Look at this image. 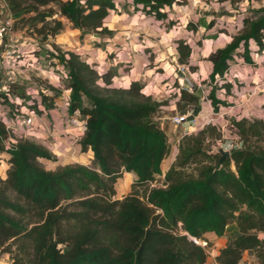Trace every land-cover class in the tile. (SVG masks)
I'll list each match as a JSON object with an SVG mask.
<instances>
[{
    "label": "trees",
    "instance_id": "trees-1",
    "mask_svg": "<svg viewBox=\"0 0 264 264\" xmlns=\"http://www.w3.org/2000/svg\"><path fill=\"white\" fill-rule=\"evenodd\" d=\"M4 1L17 22L34 12L31 21L42 24L36 32L44 38L46 32L55 33L62 26L53 21L54 27L46 30V18H52L53 11H39V7L52 3H59L60 15L74 29L100 37L113 34L103 22L116 9L114 0H85L83 5L78 0ZM125 1L156 21L165 19L167 10L181 2ZM242 24V32L208 58L212 68L206 95L214 113L228 107L217 97L218 91L225 97L233 95V83L227 79L231 64L240 59L246 66L253 65L251 53L264 51V7L252 10ZM177 51L178 62L187 64L190 47L179 40ZM51 54L55 61L50 65L60 68L57 73L63 70L65 82L69 81L67 115L84 122L80 151L90 150L92 166L45 171L38 160L55 159L29 141H19L6 151L11 167L5 179L0 177V250L19 240L33 244L27 262L12 264H204V249L188 236L197 241L205 233L222 237L229 223L235 224L238 235L220 249L216 262L239 264L243 253L256 251L259 264H264V237L259 236H264V147L250 145L252 139L264 143L263 120H233L242 147L232 149L230 158L221 163L220 154L214 153L213 162L198 170L195 179L174 178L178 173L171 168L166 175L167 188L152 190L146 203L135 194L112 200L114 185L124 172L136 176L134 187H143L160 172L168 143L153 121L159 105L143 94L140 83L112 84L111 71L99 74L94 64L81 60L75 52ZM13 87L0 93L1 105L12 108L9 98H25L23 93L15 95ZM38 94L42 103L49 100L42 90ZM179 98L193 104V116L198 114L194 93L180 91ZM27 100L25 104L35 110L34 102L27 104ZM0 138H6L1 124ZM200 138L188 149L189 156L206 153ZM0 152H4L1 143ZM9 192L23 201L22 206L8 198ZM28 216L32 222L25 223L22 219Z\"/></svg>",
    "mask_w": 264,
    "mask_h": 264
},
{
    "label": "crops",
    "instance_id": "crops-1",
    "mask_svg": "<svg viewBox=\"0 0 264 264\" xmlns=\"http://www.w3.org/2000/svg\"><path fill=\"white\" fill-rule=\"evenodd\" d=\"M66 1L67 0H65V2ZM2 2L5 6L4 16L7 5L4 0H2ZM114 2L116 3V9L103 22V27H106L109 31L113 32L111 36L105 35L100 37L98 35L97 38L92 35V37L88 35L83 36L81 34L82 31L74 28H65L63 32L61 30V35H56L55 38L50 39L51 41L49 40L51 44L48 40H46L43 44L38 43V38L35 37V40H30V43L32 44L23 46L22 42L26 39L22 38L21 32H13L12 40L18 44L17 48H19V50L23 53L25 59L30 60L32 63L38 62V65H36L32 70H14V72L10 74V77L0 75V88H2L4 92H7L8 84H19L23 86V81L25 83L24 91L27 87H32L34 92L30 94L33 95L31 100L38 107L37 112L42 117L43 122L36 120L32 127L27 128L24 131L21 130V141H29L46 149L55 159L52 162L46 161L53 166L52 169H50L51 171L73 165H80L88 168L90 167L88 164L90 165L92 161V155L90 150L81 153L79 142H75L71 139L74 133L77 132V129L74 128L67 120H64L66 118H64L63 107L65 100L68 98L69 91L65 88L62 89L61 86L62 83L65 82L62 78V75L64 74L63 70L57 73L56 70L60 68L54 66L55 72L59 76V80L48 81L47 83V86L54 88V90L52 89L53 91L58 88H61L62 91L61 93L58 92L56 94V98H50L46 101L49 103L48 105H50V107H46V102L42 103L41 100H37L36 94H38L40 90L47 93L49 92L48 89H50V87H45L44 89L41 85L37 86L38 84L34 82L35 79L43 80L41 76L44 74V70L46 68L48 69L50 65L47 64L48 51L51 53H54V51L75 52L79 55L81 60L94 64L97 70H104V72L113 70V78L117 82L121 81L126 85H128L131 81L140 83L143 86V94L159 105L157 111L153 115V121L158 123L165 136L169 135V139L177 138L176 143H178L186 132L181 134V136L179 135V137L178 134L176 135V132L173 129H177V127H174L170 122L171 118L175 117V115L169 118V121L166 122L170 134H174L175 138H173V135L168 134V132L164 130V123L158 115L164 114V112L169 113L172 105L174 108L175 101H178L179 103L183 102L180 101L179 98L181 90L189 94L194 93L195 95L197 85L196 79H199L201 82H205V80H208V75L211 72L212 64L208 60L209 56L215 50L224 48L233 38L231 34L233 30L231 27L228 30L225 28V31L227 32L217 34L214 38L209 37L210 34H215L213 26L207 28L205 26L203 28V24L205 23L207 25L208 22L203 20L202 23V20L199 19L200 16L198 13L189 12V15H186L185 13L186 16H184L183 21L179 23L181 25L167 26V17H169V15L172 16L176 13L180 14L182 7L179 6H175L172 9L167 10L168 14L165 19L156 21L144 16L140 10L135 11L133 4L130 2H128V4L125 0H114ZM48 7L49 5L46 7H39V11H44ZM58 14H60L59 11ZM34 15V12H29L23 15V22L26 20L31 21ZM48 19L50 18H46V23ZM169 20L172 21L173 19L169 18ZM188 22L194 24L200 33L205 34L206 37L202 42V47L201 45L199 46L194 43V36L192 32L186 30V26L189 25ZM239 22L240 21H237L234 25ZM16 25L25 27L23 24L20 25V23L14 19V28ZM32 25L28 24L26 26L32 29ZM41 25V23H37L35 28L39 29ZM39 37L41 40L42 36L39 35ZM164 38L166 39L165 41ZM179 40L184 41L191 49L187 64H180L178 62L179 54L176 42ZM166 48L167 51L165 50ZM112 53L114 58L110 61L107 59V54L111 56ZM254 53H257V55L254 56ZM199 55L201 58L198 57ZM251 56L253 59V65L246 66L241 60L237 59L231 64V68L227 74V79L236 87L234 88L236 91V97L232 95L229 96V98L233 99L231 102L233 105L230 108L231 111H228L227 108H225V111L221 109L220 112L223 111L222 114H228L230 112L233 113V111H236L234 110L235 108L241 107L239 110H241L242 117L237 119V121L243 118L246 119L245 116L251 113L248 110L250 108H254L255 105L249 103L253 101L257 102L256 100L261 99V96L256 97L257 90L264 93V51L253 52L251 53ZM42 64L44 65V70L41 69ZM235 64L237 67L232 69V65ZM255 66H257V68ZM181 68L186 71L189 77L187 75L186 77L185 75L182 76L179 73V69ZM194 68H197L195 70L196 72L194 71ZM159 69H161L162 72H158ZM245 70H248V73ZM125 72H127V74ZM241 72H243V75H241ZM249 72H252V75H250ZM33 77L35 79H33ZM184 79L189 83V86L191 87L189 89L190 91L187 87H183L182 81ZM232 79H234V81ZM193 80L195 82V86L191 83ZM247 83L248 85H246ZM250 84L252 86H250ZM173 86L176 87L173 88ZM171 89H173L172 92L170 91ZM232 94L234 95V93ZM254 98H256V100ZM9 99L12 103L21 104V108L25 107L21 103L24 100L23 98L16 96L14 99ZM200 103L201 102H199V105ZM188 105L190 107L192 106L189 103ZM204 105L205 106L202 105V110L198 112L197 116H193L191 114L192 110L187 114H184L186 111L184 113L181 112V114L187 116L186 125L190 123L192 125L194 121H197L196 119L199 118L203 112L206 114L205 116L207 118L209 117V119L206 118L207 121L205 123L207 124L208 122L215 123L222 120V116L220 115L217 121H213L212 115L215 113L213 112L211 105L209 103ZM21 108L19 109L21 110ZM177 111L174 109L170 112V114H175ZM191 115L193 116V120L190 122L188 119ZM238 115L239 114H236V116ZM76 118L81 120L78 117ZM165 118L168 117L165 116L164 119ZM186 125L183 124L180 127L186 128ZM46 127H49V132L46 130ZM50 129L53 130L52 133L50 132ZM47 147L51 148V152L47 149ZM0 166L2 167V170H0V177L5 179L6 171L10 169L8 155L6 152H0ZM160 166L162 167V164ZM136 179L137 178L134 174L124 172L117 180L116 184L118 188L115 184L114 192L116 194L120 191L124 192L127 190L126 186H128V190H130ZM114 196L113 200H119L115 199Z\"/></svg>",
    "mask_w": 264,
    "mask_h": 264
},
{
    "label": "rangeland",
    "instance_id": "rangeland-1",
    "mask_svg": "<svg viewBox=\"0 0 264 264\" xmlns=\"http://www.w3.org/2000/svg\"><path fill=\"white\" fill-rule=\"evenodd\" d=\"M78 1L82 5L85 3V0H78ZM59 2L63 3V2H65V0H59ZM179 7H182L180 14L176 13V14H173L172 16L169 15V17H167V21H168L167 26L181 25L179 23L183 21L184 16L189 15V12L198 13L200 16L199 19L202 20V23H203V20L208 22L207 25L205 23L203 24V28L205 26H206V28L213 26L215 34H212V35L210 34L209 37L214 38L217 36V34L227 32V31H225V28H227V30H228V29H230V27L233 30V32L231 33L232 37H234V35L240 34L243 30L242 21H243L244 17H249L251 15L252 10L258 9L260 7H264V0H181ZM47 9L53 11V16H52V18L47 20L46 25H48V26L46 27V30L52 29L54 27L53 21L60 22L62 25L61 29H59L55 33L53 32L52 34H49V32H46L47 37L44 38L43 35H41L42 37L40 40L39 35H37L35 25L33 24L32 21L26 20L24 22H19L20 25L23 24L25 27L16 25L15 28L13 27V32L14 33L21 32L22 38L26 39V40H24V42H22L23 46H28L29 44H32V43H30V40H35V37L38 38V40H37L38 43L43 44L44 42H46V40H48V42H49V40L51 38H55L56 35H59V34L61 35L62 34L61 30L63 32V30L65 28H68V29L73 28L72 24L70 23V21L68 19H66L65 17L58 14L59 3H52L49 5L48 8H46V10ZM176 9H178V8H176ZM185 13H186V15H185ZM169 18H171L173 20L171 21V20H169ZM185 19H187V18H185ZM188 19H189V17H188ZM237 21H240V22L238 24L234 25V23H237ZM188 23H189V25L186 26V28H187L186 30L189 32H192V34L194 36V38H193L194 43L198 44L199 46L201 45V47H202V42L206 37L205 34L200 33L194 24H192L190 22H188ZM28 24L29 25L33 24L32 29H30L26 26ZM197 25H198V23H197ZM230 25H232V26H230ZM93 33L94 32H91V34H93ZM94 34H96V33H94ZM88 36H91V35H88ZM165 40L166 39L164 38V41ZM49 43L51 44V42H49ZM165 50L167 51V48ZM54 53H57V52L54 51ZM256 55H257V53H254V56H256ZM47 56H48L47 57V59H48L47 64H50L54 60V55H52L50 53V51H48ZM198 57L201 58L200 55ZM113 58H114L113 53L111 56H109L107 54V59H109L111 61ZM232 66H233L232 69H235L237 67L236 64L232 65ZM255 67L257 68V66H255ZM43 68H44V65L42 64L41 69L44 70ZM230 68H231V66H230ZM196 69L197 68H194V71ZM98 72H99V74L102 75L104 70H98ZM113 72L114 71L111 70L112 77H113ZM158 72H162V70L159 69ZM246 72L248 73V70ZM125 73L127 74V72H125ZM179 73L182 76L185 75V77L187 75V73L184 69L179 70ZM242 73L243 72H241V75H243ZM249 74L252 75V72H249ZM232 75H234V74H232ZM41 78L43 80H40V79L36 80L33 77V79H35L34 82H36L38 84L37 86L41 85L42 88H44V89H45V87L46 88L50 87V89H48L49 92L47 93L48 97H49L48 99L54 98V97L56 98V94L58 92H60V93L62 92L61 88H58L57 90L55 89V91H53L54 88H52L51 86H47L48 81H53V80L58 81L59 80V76L56 74L54 66L49 65L48 69L46 68L44 70V74L41 76ZM62 78L64 79V81H66L65 73L62 75ZM200 80H201V77H200ZM232 80L234 81V79H232ZM40 81H42V82H40ZM110 81L112 82V84L116 83V81L113 80V78H111ZM118 82H121V81H118ZM200 82L201 81H199V79H196L197 85H196L195 96L198 98L197 105L199 107L201 106L200 107V111H201L202 107L205 106L204 104H208V103L210 104V102L207 100V95H206L207 90L209 89L208 80H205V82H203V81L201 83ZM22 83H23V86H21L19 84H14L12 91H14L13 93L15 95H20L21 93H23L25 95V98H24V101L21 103L25 107L29 108L25 104V101L29 98L30 100H27V104H30L31 102H33L31 100L33 98V95H30V94H32L34 91H33L32 87H27L26 91H24L25 83H24V81ZM182 83H183L184 88L187 87L188 90L191 88L189 86V83L186 82L185 79L182 81ZM191 83L195 86L194 80ZM68 84H69V81L63 82L61 85L62 89L63 88L67 89L66 87L68 86ZM116 84H118V83H116ZM121 84L123 85V82H121ZM198 84H200V85H198ZM11 85H13V84H8L7 88H9ZM124 85H126V84H124ZM246 85H248V83ZM217 86H220V84L218 83ZM250 86H252V85L250 84ZM175 87L176 86H173V88H175ZM234 88H236L235 85H233L232 93H234V95H232V96L236 97V91L234 90ZM166 89H168V88H166ZM180 90H181V88H180ZM166 91H164V92H166ZM170 91L172 92L173 89H171ZM0 93H5L4 90H2V88H0ZM36 96H37L38 101L41 100V96L39 94H36ZM257 96L258 97L261 96V99L256 100V98H254L257 102L253 101V102L249 103V104H252L255 106H254V108H250L248 110L252 114L250 113L249 115L245 116V118L248 121L259 120V119L264 121V93H261L260 91L257 90L256 97ZM217 97L221 100L226 101V103H228V107H226V108L228 111H231L230 108L233 106L231 103L233 101V99L229 98V97H225L221 91L217 92ZM199 102H201L200 105H199ZM48 104L49 103L46 102V105H48ZM174 104H175L174 108L172 105L171 111H169V113L164 112V114L158 115L159 118L161 117V120L164 123V130L167 131L168 134H170V132L168 130V126H167L166 122L169 121L168 120L169 118H171L174 115L175 116H179V115L183 116V114H181V112L184 113L186 111L184 114H187L188 112L193 110V108H192L193 104H191L192 105L191 107L188 105V103H185V102L179 103L178 101H175ZM36 107L37 106H35V110L37 112L38 107L37 108ZM240 108L241 107H237L234 109L237 112L233 111V113L230 112L228 114H222L223 111L220 112V110H219L217 113L212 115V118H213V121H217V119L221 115L222 120H219L218 122H215V123L214 122L213 123L208 122V124L205 122L207 121V119H209V117L207 118L205 116L206 114L203 112L199 116V118L196 119L197 121H194L192 125H191V123L188 125L185 124L186 128H181L179 126V127H177V129H173V130H175L176 135L178 134V137H179V135L181 136V134H183L185 132L186 133L188 132V134L182 136V138L179 140L178 143H176L177 138H175L174 134H170V135H173L174 136L173 138H175V139H169V135L167 134L168 136H166V137L168 139V142H167L168 143V153L164 159L165 161L163 160L161 163L162 167L164 169L169 167L168 170H170L171 168H174V171H176L178 173V175H174V178L181 177L182 179H185V180L195 179L197 176L198 170H200L202 167H204L208 163L213 162L212 156L214 153L216 154V152H218L220 149L228 151L230 153V151L232 149L241 148L242 142H241L239 137L235 136L234 128L231 125V122L233 120L237 121V119L242 117L241 110H239ZM29 109H31V108H29ZM174 109H175V111H177V110L178 111L175 114L174 113L170 114V112H172V110H174ZM224 109H222V110H224ZM31 110H34V109H31ZM21 111L23 114L24 113V107L21 108ZM6 112H8V110ZM191 113H192V111H191ZM236 114H239V115L236 116ZM165 116L168 118L164 119ZM235 116H236V118H235ZM24 130L25 129H22V131H24ZM201 131H203L202 132L203 134L199 135ZM197 137L198 138L201 137L200 142L202 143V150L205 151L206 153L205 154H199L197 157L196 156H194V157L189 156L190 151H188V149L190 147L194 146V142H195ZM250 145H252L253 147H257V146L264 147V143L260 142L259 140L255 141L254 139H252L250 141ZM8 158H9V156H8ZM195 158H196V160H195ZM38 163L40 164V166L45 171H51L50 169H52V167H53L50 163L43 161V160H38ZM46 164H47V167H46ZM9 166L11 167L10 164H9ZM88 166L91 167L92 163L90 165L88 164ZM0 170H2L1 166H0ZM231 170L234 171L233 165L231 166ZM125 182H128V181H125ZM114 187H115V185H114ZM116 187L118 188L117 184H116ZM126 187H127L126 191H124V192L120 191L117 194L115 193L114 198L122 200L124 197H126L130 194H135L138 196V198H143L144 195L146 194L144 186L143 187H140V186L134 187L132 185L130 190H128V186H126ZM7 196L11 201L18 203L22 206L23 201L20 200L19 198L15 197L14 194L9 192V193H7ZM111 199L113 200V197ZM70 209H72V208H70ZM5 213L10 214L11 216L15 217L16 219H19V217L17 215L13 214L11 211L5 210ZM22 220L25 223L32 222V218L30 216H28ZM70 225L72 226L71 228L73 229L74 224L71 223ZM237 235H238V231H237V228H236L234 223H229V225L225 228V231H224L222 237H217L213 233H205L204 235H202V237L199 241L207 243V245L204 248L200 246L201 248L204 249V252L206 254V261L204 264H218L216 262V257L218 256L220 249L225 247L228 244V242L235 239ZM259 236L264 237L261 234ZM11 244H12L11 246H5L3 248L4 250L3 249L0 250V264H12L13 261L27 262L30 259L31 255H32V250H33L32 249L33 244L30 241L19 240L16 242H12ZM241 260L242 261H240V262H248L250 264H259V260L257 258V252L256 251L243 253Z\"/></svg>",
    "mask_w": 264,
    "mask_h": 264
},
{
    "label": "built area",
    "instance_id": "built-area-1",
    "mask_svg": "<svg viewBox=\"0 0 264 264\" xmlns=\"http://www.w3.org/2000/svg\"><path fill=\"white\" fill-rule=\"evenodd\" d=\"M13 27L14 18L8 8H6L5 15L0 20V75L5 77H10V74H12L14 70H32L36 65H38V62L32 63L30 60L25 59L23 53L19 50V48H17L18 44L13 42ZM179 70L183 69L181 68ZM47 93L46 95L48 96ZM68 101L69 100L67 98L64 102L63 113L64 118H66L64 120H67L74 128L77 129V132L74 133L71 139L75 142H79L84 134V122L76 117H69L67 115ZM19 108H21V104L19 103H14L12 108L5 107L0 104V124L3 126L6 135V138H0V143L4 152L16 147L18 142L22 139V129L32 127L36 120L43 122L42 117L38 112L24 107V113L22 114V111ZM7 110L8 112H6ZM170 122L174 127L181 126L187 123V116H175L171 118ZM46 130L49 132V127H46ZM52 131L53 130L50 129L51 133ZM187 134L188 132L185 133V135ZM47 149L51 152L50 147H47ZM168 169L169 167L164 169L160 166L159 174L155 175L152 180L148 181L144 185L146 194L143 198H139L141 202H147V197L152 190H165L167 188L166 175L169 171ZM188 238L203 248L207 245L206 242L197 241L189 236ZM239 264L250 263L240 262Z\"/></svg>",
    "mask_w": 264,
    "mask_h": 264
},
{
    "label": "water",
    "instance_id": "water-1",
    "mask_svg": "<svg viewBox=\"0 0 264 264\" xmlns=\"http://www.w3.org/2000/svg\"><path fill=\"white\" fill-rule=\"evenodd\" d=\"M4 9H5V6H4L2 0H0V19L3 18ZM81 34H82L83 36H86V35H92V36H94V37H98L97 34H91L90 31H82ZM192 120H193V116L191 115V116L189 117L188 121H192ZM218 153L220 154V159H219V162H220V163L223 162V161H225V160H228V159L230 158V153H229L228 151H225V150L220 149V150L218 151Z\"/></svg>",
    "mask_w": 264,
    "mask_h": 264
}]
</instances>
